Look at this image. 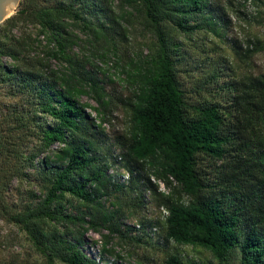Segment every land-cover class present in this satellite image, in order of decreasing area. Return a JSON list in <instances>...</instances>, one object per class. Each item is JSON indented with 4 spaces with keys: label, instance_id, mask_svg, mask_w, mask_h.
<instances>
[{
    "label": "trees",
    "instance_id": "16d2710c",
    "mask_svg": "<svg viewBox=\"0 0 264 264\" xmlns=\"http://www.w3.org/2000/svg\"><path fill=\"white\" fill-rule=\"evenodd\" d=\"M124 1L129 9L118 11L113 0H19L0 21V218L22 229L48 264H102L85 250L87 230L99 232L103 245L116 234L151 246L158 226L162 243L200 246L213 257L200 261L167 251L161 264H264V71L237 75L219 55L185 87L179 72L189 68L180 36H225L226 4ZM130 14L149 26L153 41L129 73V94L119 98L127 126L108 142L120 148L117 157L102 126L109 93L84 67L87 56L70 50L79 43L73 28L114 45L115 37H126ZM19 22L45 36L48 56L65 62L61 71L26 59L28 43L13 32ZM230 41L246 57L263 48ZM82 94L96 102L95 116ZM115 163L124 179L111 170ZM13 179L29 180L38 191L28 190L30 200L19 204L7 195ZM157 180L167 189H157ZM127 190L136 206L148 191L160 215L124 223L119 206L105 201Z\"/></svg>",
    "mask_w": 264,
    "mask_h": 264
},
{
    "label": "rangeland",
    "instance_id": "374dc122",
    "mask_svg": "<svg viewBox=\"0 0 264 264\" xmlns=\"http://www.w3.org/2000/svg\"><path fill=\"white\" fill-rule=\"evenodd\" d=\"M222 1L228 7L231 19L225 36L206 31H196L189 37L180 36L185 43L183 62L186 63L184 66L189 68L179 72L185 87H190L193 79L208 69L209 61L211 62L216 56L220 61L219 55L225 58L227 65H230L232 72L237 75L256 74L264 71V0L250 2L243 0L244 5L238 4V1L242 0ZM113 4L118 11L129 9L124 0H113ZM234 5L245 13L236 11ZM126 26V37H115V44L111 46L102 41H97L82 29L73 28L72 30L77 34L79 43L72 45L71 54L87 56L84 67L103 80L104 89L109 93L110 108L106 111L105 119L102 122L104 130L109 135L107 143L110 140L115 141V134L123 131L127 126L126 108L119 101V98L129 94L132 84L129 73L133 70L136 62L147 53L153 41L149 26L139 15L130 14L127 16ZM36 31L32 24L25 22H19V26L13 31L15 34L19 33V39L23 38L28 43L29 50H25L26 59L29 58L28 60L32 62H38L39 67L45 64L47 68H56L61 71L65 67V62L57 56H48L45 49L49 47L50 42H47L42 34L36 35ZM230 38L236 39L241 43V46L254 42L263 45V48L246 57L241 51H233L235 47ZM2 59L6 62L11 61L5 55L2 56ZM180 66L183 65L180 64ZM210 93L213 91L211 90ZM80 100L89 103L86 110L95 116L92 105L95 106L96 102L93 98L87 94H82ZM56 145L53 143L51 146L54 148ZM27 146L29 145L27 144ZM107 146L110 152L118 157L120 148L114 143H108ZM50 150L52 148L45 152L51 154ZM105 152L107 151L105 150ZM205 167L207 168L206 165ZM111 170L118 172V176H116L118 179L125 178V171L122 170L120 163H115ZM149 177L152 181L155 180L152 175ZM156 182L157 189H167L162 181L157 180ZM28 190L38 191L29 180L19 179V182H16L13 179L7 195L10 199H17L19 204H22V202L30 200ZM132 194L133 192L130 190L122 193L115 192L106 198L105 203L109 207L108 200L117 204L122 212V221L128 224L136 223L140 217L153 219L160 215L161 210L148 191L143 193L142 206L135 205L136 199ZM75 204L76 201L71 198L70 207ZM101 232H106V230L101 229ZM160 233L161 229L158 226L151 236L153 240L151 246L143 243L131 244L129 240L118 237L116 234H111L109 240L103 245V237L99 232L87 230L84 232V236L87 238L85 250L89 255L97 257V261L102 264L108 260H114V264H161L164 253L167 251H179L200 261L213 260L211 253L206 248L188 243L176 244L172 241L162 243ZM155 239L159 241H154ZM0 264L48 263L34 248L22 229L12 222L0 218ZM57 264L65 263L57 261Z\"/></svg>",
    "mask_w": 264,
    "mask_h": 264
},
{
    "label": "water",
    "instance_id": "95a60500",
    "mask_svg": "<svg viewBox=\"0 0 264 264\" xmlns=\"http://www.w3.org/2000/svg\"><path fill=\"white\" fill-rule=\"evenodd\" d=\"M19 0H0V21L13 13Z\"/></svg>",
    "mask_w": 264,
    "mask_h": 264
},
{
    "label": "built area",
    "instance_id": "2783aa9c",
    "mask_svg": "<svg viewBox=\"0 0 264 264\" xmlns=\"http://www.w3.org/2000/svg\"><path fill=\"white\" fill-rule=\"evenodd\" d=\"M160 210H163V209L160 207ZM96 259H97V257H96Z\"/></svg>",
    "mask_w": 264,
    "mask_h": 264
}]
</instances>
